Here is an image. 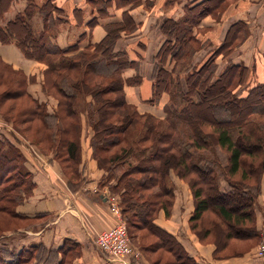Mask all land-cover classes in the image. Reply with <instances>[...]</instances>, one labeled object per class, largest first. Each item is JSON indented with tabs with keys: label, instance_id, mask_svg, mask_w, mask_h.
Instances as JSON below:
<instances>
[{
	"label": "trees",
	"instance_id": "16d2710c",
	"mask_svg": "<svg viewBox=\"0 0 264 264\" xmlns=\"http://www.w3.org/2000/svg\"><path fill=\"white\" fill-rule=\"evenodd\" d=\"M99 1L108 5L99 10L100 16L112 17L116 11L115 0ZM224 1L204 0L198 5L188 7V17L183 23L174 20L166 22L162 30L168 39L159 57L165 59L176 49L173 55L179 60L188 43L199 41L192 36V28L199 27L201 21L219 9ZM6 3L7 0H0V8ZM60 7L62 6L55 5L54 10L61 11ZM34 10V7H28L27 14L19 16L13 25L14 28L20 26L25 30L21 39L15 38L18 47L27 57L44 60L54 55L64 56L78 49L77 46L60 48L49 38V30L58 24L53 19L54 10H40L44 16L46 30L44 28L42 35L34 34L31 24ZM96 22L97 18L93 23ZM130 25L131 23L120 29L114 27V31L95 47L98 53L103 55L99 61H92L94 55L91 59L87 57L83 61L75 60V57L65 60L62 66L60 64L50 67V71L57 74L56 85L62 97L63 110L72 120L70 125L61 130L68 135L63 146L67 148L65 155L72 171L69 185L74 190L78 188V180H82L78 167L81 155L80 110L75 108L72 102L75 92L65 90L64 79L61 85L59 71L67 67L76 69L84 63L93 75L100 76L102 74L97 71V67L102 63L107 69H113L112 73H120L124 68L131 66L134 62L128 58L126 52H116L114 49L119 33ZM234 27L229 37L220 43L214 55L200 68L179 65L174 72H170L164 67H158L153 81V97L147 101L154 105L164 94L169 95L164 107V120L152 115H141L135 106L128 104L122 78L103 88L97 86L90 92L97 103V107H92L89 111L94 132L91 146L99 168L105 171L99 187L108 188L112 195H119L123 216L129 224L137 228L149 227L161 237L165 249L178 253L179 260L187 264L199 263L187 255L176 237L155 223L161 210L165 211L167 218L171 217L173 210L175 192L168 176L170 168L178 172L182 179L188 178L190 174L194 175L190 180L195 203V211L190 218L192 229L196 228L194 223L200 221L205 212L216 209L231 227V232L227 234L230 238L260 240L262 237L257 229L256 213L264 176V77L255 80L252 69L236 65L232 61L216 76V59L225 54L224 52L228 54L238 51L249 36V26L245 20L235 23ZM9 30L10 28L6 31ZM173 35L176 43L173 41ZM11 40L13 38L9 36L4 41L9 43ZM87 50H90V47ZM84 52L78 55H83ZM80 82L81 84L76 83V86L72 87L77 90L79 97L83 95L82 86L89 87V82ZM127 82L140 84L141 79L131 78ZM242 89L246 92L241 93ZM108 92L118 93L119 100L105 102L103 96ZM26 93L25 90L24 94ZM27 95L34 102L39 117L47 118L43 106L38 105L28 93ZM163 122H168L169 125L161 131L160 125ZM207 126L213 130H206ZM182 127H187V134L184 135L180 130ZM217 149L228 156L226 163L220 161ZM58 154L61 155V152ZM250 157L261 160L250 161ZM25 160V153L20 147L7 142L4 137L0 138V209L26 219L16 213V207L23 203L35 188L33 176L23 169ZM64 172L68 175L66 169ZM237 175L239 178H236ZM39 251L40 249H30L23 252L16 256L14 262L5 260V257H12V254L6 255L4 251H0V264H27L35 260ZM72 253L75 254L73 249L67 250V253L63 251L60 264H65L66 255Z\"/></svg>",
	"mask_w": 264,
	"mask_h": 264
},
{
	"label": "rangeland",
	"instance_id": "374dc122",
	"mask_svg": "<svg viewBox=\"0 0 264 264\" xmlns=\"http://www.w3.org/2000/svg\"><path fill=\"white\" fill-rule=\"evenodd\" d=\"M69 1L70 0H23V2L26 4V7L21 11L15 12L11 19L8 18V13L18 10L16 5L17 1L7 0V3L4 4L5 6L3 8H0V43L5 46L14 45L15 47H17L22 57L26 61L33 62L35 63V65H38L35 73L30 74L28 72V68H26L27 70L26 71L24 68L17 67L14 63L4 59L0 55V126H1L0 128L4 129L3 130L4 132L0 130V138L4 137L6 139V137H8L7 135L12 136L13 140H14L13 135L24 138L29 143V146L33 148V150L39 156L43 158L45 157V159L47 158L46 161L50 160L51 163H49V165L51 164L52 166H54L56 170L61 169V171L65 176V179L68 181H69V177H72V171L69 167L70 163L68 162V158L65 155L67 148L63 146V143L65 139H67L68 135L64 134L61 129H63V127L65 126L70 125L72 120L63 110V105L61 104L62 97L56 85L57 74L55 72L50 71L51 65L61 64L62 66L63 64H65L66 62L65 60H70L71 58L77 57L75 58V60L78 59L79 61L81 60L83 61L87 57L91 59L93 55L94 58L92 59V61H97L98 59L100 60V58L103 57V55L98 53L95 47L101 44L106 39V37L110 32L114 31L113 29L114 27H118L116 29H120V28H124L126 25L131 23V25L128 26L127 29L119 33L120 36L117 42L115 43V47H114L115 51L118 52L117 49L122 44L123 40L134 38L133 39L134 41L129 43V46L126 48V50H123L124 52H126L129 59L133 58L134 63L131 66L124 68L123 70L120 71V73H112L111 71L113 69H107L104 63H102L97 67V71L102 75L96 76L93 75L90 69H87L88 66L86 64L82 63L80 65L78 64L79 67L76 69L68 68V67L63 68L61 71H59L61 72V76L58 75V77L60 76L61 85H63L62 80L64 79L63 81L66 91L75 92L74 94L75 96L72 102H74L75 108L77 109L79 108L80 110L81 128H80L79 137L82 143V134L85 133L86 135L84 138L85 145H88L89 147L92 145V138L94 134L90 124L91 119L89 116V111L92 107H97V103L95 102V99L93 95L90 94V92L95 90L94 88H96L97 86L103 88L111 85V83L114 80H120L122 78L124 80V92L126 94V101L128 102V104L135 106V108L141 115H152L150 113H141L138 109V105L140 102L139 99L136 98L135 100L133 99V97L129 98V95L126 91L127 88H129V90L131 89L134 90L136 88L142 87L144 83V78L142 75V67L147 59V52H148L147 39L142 36L143 34H141V30L144 27V22L136 23V21L132 17L133 15L131 14V12L137 8L142 7L144 9V15H147V13L151 14L153 12H156V14H161V9L165 6L166 3L165 2L166 0H130L129 2L130 4H129L126 0L124 1L115 0L116 6L114 8H116V11L117 10L122 11V21L119 22L121 24L119 26L117 25L112 27H108V25L111 26L118 23H111L105 25V27H103L102 29L103 39L99 43L89 44L90 50H87L89 47L83 50L76 49L74 51H70L64 56L54 55L53 57L44 60L43 59L37 60L35 57H27L24 51H22L18 47V43H17V39H21V37L25 35L24 33L25 30H23L20 26L14 28L13 25L15 24L14 22L16 21L17 18H19V16H24L27 14L26 10L28 7H32V8L34 7L35 9L34 10L35 13L32 15V19H31V24L34 34L42 35L43 32L46 30V28H45L44 16L41 14L40 10L45 8L46 12H51L52 10H54L55 5L62 6L60 7L62 8L61 11L58 12L56 10L53 11V19L57 21L58 24H55L54 27L49 30L51 34L48 36L52 40L57 39L58 35L60 34V29L66 25H73L79 29L85 28L84 31L87 32L85 33L91 39L92 37H94V31L96 29L97 22L99 23L100 19L107 18V17H101L100 16L101 14L99 13L100 9H104L105 7H108L107 4H104L102 1L99 0H84L83 3L81 4V8L83 7V11L85 12L87 11V13L91 15V17L95 16L94 19L97 18V22L93 23L94 21L93 19L89 25H80L77 22V17H76V22L71 20L73 19L72 16L73 13L77 11L72 10L73 13H71ZM203 1L204 0H185L184 6L182 8L183 10L182 16L179 17L178 13L174 12L173 10L171 12L173 15H171L170 18H167L166 20L163 21L161 25V32L163 35L164 43L162 42L160 50L153 58L154 71L151 81L152 86H151V94L149 95V99L153 97L152 95L153 81L155 77V72L158 69V67L159 68L164 67L167 71L170 72H174V69L177 68L179 65H186L192 68L193 67L200 68L204 64V62H206L210 57L214 55L217 47L220 46V43L225 41V39L229 37L231 31L235 29L234 27L235 23H238L241 20L243 21L245 20V22L247 23V21H249V19H253V17L257 18L259 16L264 15V0H260V1L259 0H225L218 7L219 9H216L210 16L208 15L202 20L204 21L205 19L209 18L210 21L209 23H213L211 26H209L210 29H206L204 26H201L202 21L199 27L192 28V32H191L192 36L198 39L199 41L198 43H194L193 41H191V43H188L184 47V53L179 60L175 55H173V52L176 49H173L174 51H171V54H169L165 59L161 56L159 57V53L163 51L165 47L164 46L165 42L168 39V36L162 30L163 25L166 22L172 20H174L175 22L183 23L188 17V10H187L188 7H193L195 5H198ZM124 4L127 5L125 6ZM127 14L129 16H126ZM126 17H128L127 18L128 22L126 21ZM36 18L41 19L43 27L45 28V30L43 29L44 31L42 30L43 32L37 29L36 27L37 24L35 22ZM60 20H62L63 22L59 23ZM257 26H259L260 27V28L258 27L259 30L262 31L261 28H263V26L258 24ZM257 26H255V28L254 26H252L253 30H255ZM8 28H10L9 30L10 32L6 31ZM250 34H251V27H249L248 38L240 46L238 51L244 46L246 42H248ZM9 36L12 37L13 40H11V42L9 43H6L4 40H7ZM15 37H17V39ZM172 37H174L173 41L176 43L175 35H173ZM206 37L208 38L205 40ZM177 41H179L178 38ZM262 49L264 50V48ZM262 49L257 48L256 51L258 52V54L261 52L260 50ZM238 51L236 52L233 51V53L231 52L232 54L229 52L228 53L229 55L226 52H224L225 54L219 56L216 59V65H217L216 76H219L225 70V68L229 64L228 63L229 61L232 62L234 61L233 56H235V54ZM81 52H84L83 54L84 56L78 55ZM258 54H256L253 57V62H252L253 66L247 67L252 69V74L254 73L253 78L255 80L259 77L260 78L264 77V53L259 54L260 55L259 57L257 56ZM242 66L246 67L244 63H242ZM128 70H132L131 76L126 75V72ZM182 76L184 78V74H182ZM186 76L187 73H185V77ZM137 77H140L141 79L140 84H135V83L129 84L127 82L129 79L137 78ZM81 80H85L86 82H89L88 85L89 87L87 86L88 88H86V85L85 87L82 86L81 93L83 95L79 97L77 96V90L73 89L72 87L76 86L75 85L76 83L81 84L80 82ZM30 85H34L36 87L38 86L39 89H42L44 94L42 95L46 101L45 100L40 101L37 98H35L31 94V92H29ZM25 90L34 100L37 101L38 105L43 106V111H45L48 115L47 118L41 119L39 117L34 102L31 101L27 93L24 94ZM245 92H246L245 89L241 90V93H245ZM143 96H144L143 93H141V98H143ZM119 97L120 95L116 92L114 93L108 92L103 96V100L105 102L108 101L116 102L119 100ZM168 98L169 95L164 94L163 97L154 105L149 103L147 100H143V102L145 101L146 104H148L149 106L154 108H159L164 111V107L168 102ZM122 111L123 109L120 110V112ZM164 115L165 117L163 119L157 118L154 115L152 116L159 120H164L166 118V113ZM168 125H169L168 122H163V124L160 125L161 131H164L166 128H168L167 127ZM9 129L10 130L12 129L15 134L11 133ZM205 129L208 131L213 130V128H210L209 126H207ZM180 130L183 131L184 135L187 134L186 132L187 127H182V129ZM89 136L91 137V139H89L90 138ZM59 152H61V155L58 154ZM217 153L219 155L220 161L226 163L228 158L226 153H224L220 149H217ZM80 159H81V155L79 157V160ZM248 160L260 161L261 159H254L253 157H250L248 158ZM64 169H66V173L68 175L65 174ZM170 169L171 170H169L168 176H170V180L172 183L170 185L173 187L175 192V202L173 205V209L176 204V201L179 200L182 202V204H179V209H183V211L186 210L185 208H183V206L186 205L185 204L187 200V197H185L186 194L182 193L183 190L178 191L179 184H181L180 181H182L183 183L186 184L192 196L193 206H194L193 208L194 210L192 212L193 215L195 211V203H194L193 191L190 185V180L191 178L193 179L194 175L192 176V174H190L188 178L182 179L179 176L178 172H175L172 168ZM239 175H237L236 178H239ZM263 178L264 176L262 177V181ZM78 181H79L78 186H80L82 184V180L79 179ZM262 181H261V186H262ZM63 186L65 187L64 184ZM34 189L32 191V194L29 197H27L23 203L19 204L16 207V213L20 214L21 216H25L26 219L13 216L7 211L4 212L0 209L1 236L9 232H16L21 229L28 228L29 226L36 223L38 220H41V218L38 215L32 217L26 214L19 213L17 211L19 206L23 205L33 195ZM113 196H115L118 199L117 203L120 206L122 218L127 223L128 235L131 244L134 246V248L137 249V251L140 254L139 257L132 259L133 264H187V262L179 260L178 253H175L174 251H170L167 248L165 249L162 245L161 237L156 233H154L153 231H151L149 227L142 226L141 228L139 227L137 228L136 226L129 224L125 216H123L121 199L119 195L116 194ZM109 210H110V214L115 220L116 216L113 215V211L110 208ZM161 212L165 214V217L168 220H170L173 216V210L170 218H167L164 210H161L159 212V215L161 214ZM159 215L157 218H159ZM190 218L191 217H189L187 221L188 223L187 227H189V231H191L193 236H195L196 243L201 248L202 247L209 248V245L214 246L215 250L213 252V257L215 260H231L236 258H242L243 256L253 252H257L258 255L264 259V252H262V247L264 246V242L262 241L263 240L262 237L260 238V240H253L248 238L244 239L242 237L230 238L227 234L231 232V227L221 218V216L218 214L216 209H211L205 212L202 216V219L194 223L196 225L195 229H192L191 227ZM83 224H84L83 229L87 233L89 232L92 233V227L94 223L89 219L85 218ZM179 233L184 235L182 229L179 230ZM216 248H218L217 252H216ZM187 255H189L188 252ZM76 257H77L76 253L69 254L68 256L65 257V264H73V261L76 259ZM203 260L205 259L203 258ZM196 261L199 263L197 259Z\"/></svg>",
	"mask_w": 264,
	"mask_h": 264
},
{
	"label": "crops",
	"instance_id": "0c3cea01",
	"mask_svg": "<svg viewBox=\"0 0 264 264\" xmlns=\"http://www.w3.org/2000/svg\"><path fill=\"white\" fill-rule=\"evenodd\" d=\"M14 1H17L16 5L18 10L9 12V19L13 17L15 12L21 11L26 7L23 0ZM83 1L84 0L69 1L71 13H73L72 10L77 11L73 13V19L71 20L76 22L77 17V22L80 25H89L95 16L91 17L87 11H83V7L81 8ZM165 2V6L161 9V14L153 12L144 15V9L142 7L131 12L136 23L144 22L141 34L147 39L148 52L147 59L142 67V75L144 78L142 87L134 90H129V88L126 89L129 98L133 97L135 100L136 98L139 99L138 109L141 113H150L160 119L165 117L164 111L149 106L145 101L143 102V100H148L151 94V81L154 71L153 58L160 50L162 42L164 43L161 25L164 20L173 15L171 13L173 10L178 13L179 17L182 16V8L185 0H166ZM120 21H122V11L119 10L115 11L112 17L100 19L99 23L97 22L94 37L91 39L87 36V32L84 31L85 28L79 29L73 25H66L60 29V34L54 42L60 48L77 46L78 50L87 49L89 44L99 43L103 39L102 29L105 25L119 23ZM35 22L37 24V29L42 31L44 27L41 19L36 18ZM209 22V18L205 19L202 21L201 26L209 29V26L213 24ZM247 23L249 27H251L249 40L235 56H233V62L236 65H242V63H244L246 67H251L253 66V57L258 54L256 51L257 48H264V15L257 18L253 17V19H249ZM257 24L263 26V28H261L262 31L259 30L260 27L257 26ZM252 26H254V28L257 26V28L253 30ZM133 39L123 40L117 51L126 50L129 43L134 41ZM260 51L259 54L264 53L263 49ZM259 54L257 55L258 57L260 56ZM0 55L4 59L14 63L17 67L24 68L25 70L28 68L30 74H34L37 69L38 65L26 61L14 45L5 46L0 43ZM131 61H134L133 58H131ZM126 75L131 76L132 70H128ZM29 92L38 100H45L43 91L39 89L38 86L30 85ZM141 93L144 95L143 98H141ZM0 130L3 131L4 129L0 128ZM9 131L15 134L12 129H9ZM7 136V142L17 145L18 147L20 146L25 153L26 162L23 168L26 172L31 173L35 184L33 195L23 205L19 206L17 211L32 217L38 215L41 220H38L28 228L16 232H9L0 237V251H4L6 255L9 253L13 255L12 257H5V260L14 262L16 256L21 253L30 249H40L35 260L27 264H60L63 259V251L67 253V250L71 251V249H73V252L77 254L73 264H119L110 262L95 245L96 232L111 228L116 224L117 220L116 218L114 220L110 214L109 204L107 202V197L110 194L109 189L99 187L105 175V171L99 168L97 161L93 158L92 146L89 147L85 145V133L82 134L81 159L79 165V172L83 182L80 187L78 186L77 190H72L71 186H69V181L65 179L61 169L56 170L54 166L51 164L49 165V163H51L50 160L46 161L47 158L45 159V157L39 156L33 148L29 146L27 140L16 135H13L14 140L12 136ZM89 139H91V137ZM180 182L181 184H179L178 191L183 190L182 193L186 194V205L183 206L186 210L183 211V209H179V204H182V202L177 200L173 209L172 218L170 220L166 219L165 214L161 212L159 218L155 221L157 226L176 237L189 255L197 259L200 264H207V262L208 264H264V259L260 257L257 252L247 254L242 258L215 260L213 257V252L215 250L214 246L209 245V248L199 247L196 243L195 236H193L191 231H189V227H187V221L194 210L192 196L186 184L182 181ZM256 214L257 229L261 233L262 241L264 242V178ZM85 218L94 223L92 233H87L83 229ZM181 229L184 235L179 233ZM68 255L69 254L66 256ZM203 258L205 260H203Z\"/></svg>",
	"mask_w": 264,
	"mask_h": 264
},
{
	"label": "built area",
	"instance_id": "2783aa9c",
	"mask_svg": "<svg viewBox=\"0 0 264 264\" xmlns=\"http://www.w3.org/2000/svg\"><path fill=\"white\" fill-rule=\"evenodd\" d=\"M109 208L116 216L117 222L109 229L96 232L95 244L103 255L112 263L133 264L132 259L140 254L131 244L127 223L123 220L118 199L109 194L107 197ZM264 252V246L262 247Z\"/></svg>",
	"mask_w": 264,
	"mask_h": 264
}]
</instances>
